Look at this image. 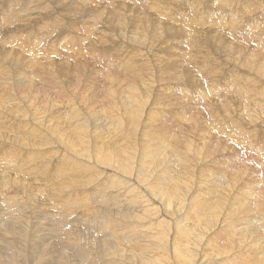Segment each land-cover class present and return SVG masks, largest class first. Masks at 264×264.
I'll return each instance as SVG.
<instances>
[{
	"label": "rangeland",
	"instance_id": "rangeland-1",
	"mask_svg": "<svg viewBox=\"0 0 264 264\" xmlns=\"http://www.w3.org/2000/svg\"><path fill=\"white\" fill-rule=\"evenodd\" d=\"M17 3L0 0V92L23 117L1 131L33 141L16 154L0 144V264H264V0H161L172 8L158 11L152 0ZM196 11L204 27L191 23ZM194 30L204 34L198 43ZM216 33L227 41H206ZM31 58L65 68L43 74ZM185 86L188 97L175 91ZM154 91L132 129L131 98ZM228 101L229 113L219 107ZM149 114L162 125H149Z\"/></svg>",
	"mask_w": 264,
	"mask_h": 264
},
{
	"label": "bare ground",
	"instance_id": "bare-ground-1",
	"mask_svg": "<svg viewBox=\"0 0 264 264\" xmlns=\"http://www.w3.org/2000/svg\"><path fill=\"white\" fill-rule=\"evenodd\" d=\"M15 1H18V0H14V2ZM160 1L161 0H152V4L151 3H149L151 6V9L153 10V11H158V9L160 8V7H162V9H163V7L164 6H166V8L167 9H169L170 7L172 8V6L171 5H159L160 4ZM175 1V0H174ZM177 2H178V0H177ZM28 3V2H27ZM148 3V2H147ZM17 4H20V0H19V3H17ZM218 5V4H217ZM10 6H11V4H10ZM9 6V7H10ZM12 6H13V4H12ZM15 6H17V5H15ZM19 6H21V5H19ZM145 6H147V5H145ZM238 7V6H237ZM245 7V6H244ZM12 8V7H11ZM223 8V7H222ZM46 9V8H45ZM206 9V8H205ZM243 9V8H242ZM9 10V9H8ZM171 10V9H170ZM11 12H12V10H10ZM178 11V10H177ZM177 11H175L174 12V14H173V18L174 19H176V17H177V15L175 14ZM180 11V10H179ZM209 11V10H208ZM216 11V10H215ZM237 11V10H236ZM15 11H13V14H15L14 13ZM181 12V11H180ZM18 13H19V11H18ZM21 13H23V11L21 12ZM167 13V17H168V15L170 14V13H168V12H166ZM165 13V14H166ZM196 13H199L198 11H196ZM201 13V12H200ZM198 14V17H197V19H196V21L193 23V22H191L193 25H200V26H202V27H204V24L203 23H205V22H207V19L204 21L203 20V18H204V16L202 15V14ZM216 13V12H215ZM242 13V12H241ZM10 14H12V13H10ZM17 14V13H16ZM20 14V13H19ZM188 14V13H187ZM194 14V13H193ZM207 14V13H206ZM244 14V13H243ZM248 14V13H247ZM159 15V14H158ZM162 15V14H161ZM186 15V14H185ZM184 15V16H185ZM209 15V14H208ZM216 15V14H215ZM214 15V16H215ZM236 15V14H235ZM238 15L240 16V14H239V12H238ZM165 16V15H164ZM15 17V16H14ZM145 17V19H148V18H150V16H144ZM160 17V16H159ZM166 17V18H167ZM182 17V16H181ZM191 17V16H190ZM189 17V18H190ZM195 17H196V15H195ZM195 17H193V18H195ZM211 17V16H210ZM18 18H20L19 16L17 17V18H15V19H18ZM184 18V17H183ZM185 18H187V16L185 17ZM184 18V19H185ZM211 18H213V17H211ZM225 18V17H224ZM234 18V17H233ZM11 19H13V18H11ZM23 19V18H22ZM53 19V18H52ZM221 19H222V17H221ZM235 19V18H234ZM237 20H238V18H236ZM240 19V18H239ZM209 20V19H208ZM242 20V19H241ZM44 21V20H43ZM163 21V20H162ZM223 22V24H224V27H226L227 25L226 24H230L228 21H222ZM225 22V23H224ZM231 22V21H230ZM232 22H234V21H232ZM231 22V23H232ZM240 22V21H239ZM238 22V23H239ZM12 23V22H11ZM15 23V22H14ZM17 23H19V21L17 22ZM164 23H166V20H164ZM170 23V22H169ZM234 25L236 24V23H233ZM233 24H231V25H233ZM151 25V24H150ZM177 26L179 25L180 26V24H176ZM175 25V26H176ZM206 25V24H205ZM239 25V24H238ZM9 26V25H8ZM44 26V25H43ZM211 26V25H210ZM216 26H217V24H216ZM48 27V26H47ZM163 28H164V26H162ZM172 27L173 26H171L170 24H169V26H167V28H168V31L169 30H171L172 29ZM248 27V26H247ZM44 28V27H43ZM157 28H159V29H162L161 28V26H159V27H157ZM203 29H205V28H203ZM44 30V29H43ZM42 30V31H43ZM51 30V29H50ZM213 30V29H212ZM39 31V30H38ZM162 31V30H161ZM164 31H166V30H164ZM205 31V30H204ZM244 31V30H243ZM43 32H45V31H43ZM188 32V31H187ZM190 32V31H189ZM188 32V34L190 35V38H191V40H193V41H195L196 43H198V41L201 39V38H203L204 37V34L203 33H199V32H197L196 30H194L193 31V33L192 32H190L189 33ZM41 33V32H40ZM47 33V32H46ZM212 33V32H211ZM244 33H246V31L244 32ZM243 33V34H244ZM216 35H217V38L216 39H214L212 36H210V35H208L209 37H207V39H206V41L207 42H209V41H215V42H217L218 44L219 43H225V41H227L226 39L227 38H224V35H223V33L222 34H220V33H216ZM16 36V35H15ZM38 36V35H37ZM40 36V35H39ZM157 36V35H156ZM148 36H144V38H143V40H146V39H148L147 38ZM158 37V36H157ZM18 38V37H17ZM43 38V37H42ZM20 39V38H19ZM40 40L39 39V37H37L34 41H36V40ZM71 39H73V38H71ZM12 40H14V39H12ZM65 40H67V38L65 39ZM157 40V39H156ZM23 41V40H22ZM21 41V42H22ZM32 41V40H31ZM56 41V40H55ZM61 41V40H60ZM12 42V41H11ZM37 42V41H36ZM35 42V43H36ZM202 42V41H201ZM232 42V41H231ZM14 43V42H13ZM13 43H12V45H13ZM65 43V42H64ZM89 43H91V41L89 42ZM53 44V43H52ZM72 44V43H71ZM92 44V43H91ZM14 45H16V44H14ZM19 45V44H18ZM54 45H55V43H54ZM231 45H232V43L230 44V46L229 47H231ZM21 46V45H20ZM23 46V45H22ZM56 46H59V45H56ZM31 47H34L35 49H36V46H34V44H31ZM44 47V46H43ZM145 47V46H144ZM146 47H147V45H146ZM13 48V47H12ZM38 48V47H37ZM151 48V47H150ZM220 48V47H219ZM11 49V48H10ZM29 50H30V48H28ZM41 49V48H40ZM48 49V48H47ZM50 49H52V48H50ZM226 49V48H225ZM14 51H16V50H19V49H13ZM12 51V50H11ZM26 51V50H25ZM39 51H41V50H39ZM38 51V52H39ZM49 51V50H48ZM227 51V50H226ZM21 53V51H18L17 53L16 52H12V56L13 57H15V58H17V59H19V60H27L22 54H20ZM28 53V52H27ZM227 53V52H226ZM44 54V53H43ZM146 54V53H145ZM26 55V54H25ZM37 56H39V55H37ZM145 56V55H144ZM131 57V56H130ZM146 58H147V56H145ZM29 58V57H28ZM37 58H39V57H37ZM35 59V58H31L32 59V63H33V60L35 61L34 62V66L35 65H37V66H39L40 67V70H41V72L43 73V74H45V73H49V74H57V76H59V70L61 69V68H65V67H61L60 68V65L57 63V62H55V63H53V64H51V65H49V64H45L44 65V63L43 64H41L40 63V61L38 60V59ZM110 58V57H109ZM127 58H129V57H127ZM30 59V60H31ZM41 59H42V57H41ZM126 59V58H125ZM29 60V61H30ZM36 60H38V61H36ZM43 60V59H42ZM47 60H52V58L49 56V58L47 59ZM149 60V59H148ZM150 61V60H149ZM161 61H162V59H160V58H157L156 59V62L157 63H153L154 61H152L151 62V66H153V67H156V66H158L160 63H161ZM126 62H127V59H126ZM193 62V61H192ZM195 62V61H194ZM31 63V62H30ZM262 64H264V61H262L261 62ZM104 65V64H103ZM76 66V65H75ZM108 66V65H107ZM111 66V65H110ZM264 65H262L261 67H263ZM81 67H82V69H75V72H74V75L76 76V78H81V73H82V71H83V69L85 68V65L84 64H82L81 65ZM72 69V68H71ZM128 69H130V68H128ZM81 72H80V71ZM72 71H74L73 69H72ZM91 72V71H90ZM166 71H164L163 72V77H167L168 75H170L169 74V72H166ZM156 73H158V72H156ZM155 73V74H156ZM216 74H217V72H215ZM180 75L181 74H179V79H180ZM43 76V75H42ZM172 76H175V74L173 73V75L171 74V77ZM143 77H147V75H141V73H140V75H138V79H137V81H141V79H143ZM188 77V76H187ZM33 77H29L28 79H32ZM35 78H37V77H35ZM59 78V77H58ZM73 78H74V76H73ZM186 78V77H185ZM192 78V77H191ZM175 79V78H174ZM29 80V81H30ZM32 80H34V78L32 79ZM177 80V79H176ZM176 80H174L175 82H176ZM182 80H183V78H182ZM181 80V82H183ZM195 80V79H194ZM218 81H219V79H217ZM173 81V82H174ZM162 83H163V81H162ZM192 83H193V79H192ZM183 84V83H182ZM185 84V83H184ZM190 84V83H189ZM174 85V84H173ZM177 85V84H176ZM193 85H196V84H193ZM169 86V85H168ZM167 86V87H168ZM194 87V86H193ZM212 87V86H211ZM213 88H215V87H213ZM222 88V87H221ZM228 88V87H227ZM199 89V88H198ZM208 89V88H207ZM207 89H200V90H197L196 89V91H198V92H205V93H207V92H209V90H207ZM215 89H217V88H215ZM215 89H213V91L212 90H210V94H206V96L207 97H211V96H214L212 93H211V91L212 92H214V90ZM207 90V91H206ZM228 90V89H227ZM175 91H180V94L182 93L183 94V96L184 97H188L189 95H190V92L191 93H193V91L192 90H189L186 86L182 89V88H180V89H177V90H175ZM216 91V90H215ZM220 91V90H219ZM197 92V93H198ZM0 93H2V95L0 96V97H2V96H8L7 98L5 97V98H2V101H0V118H5V121H3L4 122V124H1V121H0V144H5V145H9V147L11 148V153H13V154H16L18 151H21L22 153H23V149H26V148H29L30 146H31V142L33 141H31L30 139H26V140H24V139H22V138H17L16 136L15 137H12V139H9V138H6L5 136H4V133H5V131H1L2 129H4L5 127H4V125H7V124H9V122H10V120H9V117L11 118V119H15V120H21L22 119V117H23V114L19 111V110H17L16 112L15 111H8V108H6V105L7 104H5V102L8 100V102H9V104L11 105L13 102H14V99L12 100V96L9 94V92L8 91H5V92H0ZM220 93V92H219ZM230 93V92H229ZM155 94V91L153 92V93H150V96L148 97V98H141V97H139V98H131V100H138L139 101V103H138V105H136V106H134V107H132V108H130V112H129V114H130V117H129V120L131 121V125H132V129H134V130H137V129H139L140 128V123H139V121H138V117L140 116V115H142V114H140V113H142V112H140V113H138L139 112V110L138 109H141V108H143V109H148L149 108V103H150V99H151V97L153 96ZM227 94V93H226ZM218 95V94H217ZM71 96H73V94L71 95ZM179 96V95H178ZM182 96V97H183ZM220 96V95H219ZM218 97V96H217ZM78 98V97H77ZM181 98V97H180ZM212 98V97H211ZM38 100H39V98H37ZM36 99V100H37ZM74 99V97H72V99L71 100H73ZM204 99H206V97L204 98ZM203 99V100H204ZM210 99V98H209ZM217 99H219V98H217ZM75 100V99H74ZM51 101V100H50ZM53 101V100H52ZM214 101H217L216 99L214 100ZM37 102H41V100H39V101H37ZM44 102V101H43ZM43 102H41V104L43 103ZM212 102V101H211ZM205 103V102H204ZM210 103V102H209ZM140 104V105H139ZM232 102L231 101H228L226 104H223V105H219V107L220 108H222L223 110L222 111H225V110H227V112L229 113L230 112V108H231V106H232ZM237 104V103H236ZM10 105H8V106H10ZM152 105V104H151ZM56 106V105H55ZM167 106V105H166ZM169 106V105H168ZM205 106V105H204ZM31 108V107H30ZM126 108H128V106H126ZM125 108V109H126ZM151 108V107H150ZM216 108V107H215ZM240 108H242V106H241V104H240V106L238 107V109H240ZM244 108H246V107H244ZM247 108L252 112L253 111V108L252 107H250V106H247ZM32 109V108H31ZM37 109V108H36ZM142 109V110H143ZM166 109V108H165ZM190 108H188V110H189ZM217 109V108H216ZM258 110H260V105L258 106V108H257ZM12 110H15V109H12ZM35 110V109H34ZM150 110V109H149ZM169 110V109H168ZM196 110V109H195ZM220 110V109H219ZM233 110V109H232ZM258 110H256L257 112H258ZM264 110V109H263ZM38 111H40V109L38 110ZM143 111H145V110H143ZM153 111V110H152ZM163 111L165 112V114H167V112L163 109ZM213 111V110H212ZM218 111V110H217ZM127 112H128V110H127ZM185 112V111H184ZM187 112V111H186ZM188 112H190V111H188ZM201 112H202V110H201ZM5 113V114H4ZM150 113H151V111H150ZM153 113V112H152ZM173 113V112H172ZM176 113V112H175ZM179 113V112H178ZM239 113H240V111H239ZM34 114H35V112H34ZM154 114V113H153ZM151 115V114H149V121H150V119H151V117H154L155 118V116H156V114H154V115ZM185 114V113H184ZM233 114H235V115H238L237 114V110H235L234 111V113ZM258 114V113H257ZM261 114V113H260ZM30 115V114H29ZM168 115L170 116L171 115V112H169L168 113ZM172 115H174V114H172ZM180 115V114H179ZM178 115V116H179ZM181 115H183V114H181ZM213 115H215V114H213ZM218 115V114H217ZM199 116H200V118L203 116L202 114H199ZM216 116V115H215ZM37 117V116H36ZM140 117H142V116H140ZM139 117V118H140ZM186 116H184V118H185ZM240 117H241V115H240ZM41 118V117H40ZM39 118V119H40ZM162 118H164V117H162ZM171 118V117H170ZM38 119V118H37ZM53 119V118H52ZM160 119V118H159ZM190 119V118H189ZM222 119H224V118H222ZM225 119H227V118H225ZM28 120V119H27ZM57 120V119H56ZM55 120V121H56ZM128 120V121H129ZM176 120V119H175ZM221 120V119H220ZM228 120V119H227ZM226 120V121H227ZM28 121H30V120H28ZM45 121V120H44ZM43 120H42V122H44ZM160 121V120H159ZM191 121V120H190ZM225 120H222V123L224 122ZM230 121V120H229ZM41 122V121H40ZM52 121H50V123H51ZM53 122H54V120H53ZM60 122V121H59ZM220 122V121H219ZM232 123H237L236 121H231ZM231 122H228V124H230ZM28 123V122H27ZM44 123H46V121L44 122ZM142 123V122H141ZM157 123V119H155V120H152V121H150V124L149 125H151V124H153V125H155ZM23 124V123H22ZM41 124H43V123H41ZM157 124H159V122L157 123ZM161 125H162V123H160ZM159 124V125H160ZM174 124V123H173ZM27 125V124H26ZM50 125V124H49ZM52 125V124H51ZM221 125V124H220ZM222 125H224V124H222ZM231 125V124H230ZM17 126H18V124H17ZM43 126H45V125H43ZM164 126V125H163ZM46 127H47V125H46ZM45 127V128H46ZM50 127V126H49ZM54 127V126H53ZM162 127V126H161ZM197 128V127H196ZM207 128H209L210 130L209 131H215L214 130V128H210V127H207ZM206 128V129H207ZM217 128V127H216ZM26 129V128H25ZM25 129L23 130V131H25ZM192 129V128H191ZM5 130V129H4ZM20 130V129H19ZM27 130H29V129H27ZM26 130V131H27ZM36 129H34V131H35ZM49 130H51V131H54L53 129H49ZM22 131V130H21ZM34 131H32V132H34ZM43 131V130H42ZM180 131H183V130H180ZM193 131V130H192ZM196 131H198V130H196ZM229 131V130H228ZM240 131H241V129H240ZM264 131V130H263ZM30 132V131H29ZM31 132V133H32ZM37 132V131H36ZM193 132H195V131H193ZM10 133V132H9ZM23 133V132H22ZM49 133V132H48ZM143 133V132H142ZM183 133V132H182ZM191 133V132H190ZM28 135H29V133H27ZM34 134H37V133H35L34 132ZM183 134H187V133H183ZM219 134V133H218ZM15 135V134H14ZM18 135V134H17ZM32 135V134H31ZM146 135V134H145ZM216 135V134H215ZM23 136V135H22ZM26 136V135H25ZM43 136V135H42ZM48 136V135H47ZM190 136V135H189ZM246 136V135H245ZM27 137V136H26ZM30 137V136H29ZM201 137V136H200ZM217 137V136H216ZM250 137V136H249ZM248 137V138H249ZM28 138V137H27ZM33 139H34V137H32ZM45 137H42V139H44ZM48 138V137H47ZM46 138V139H47ZM49 139H51V138H49ZM185 138H183V140H184ZM193 139V138H192ZM246 140V139H245ZM177 141H179V139H177ZM253 141H254V139H253ZM3 142V143H2ZM182 142H184V141H182ZM50 143H53V142H50ZM186 143V142H185ZM188 143V142H187ZM195 143V142H194ZM194 143L192 144H184V146H187V147H185V148H187V151L189 152V155L188 156H192L191 158H192V160H190L191 162H193V163H195V165L197 164V155H198V151H196L195 149H194V147H195V145H194ZM42 144H46V146L48 145L46 142L45 143H42ZM178 144H180V142L178 143ZM253 144V143H252ZM50 145V144H49ZM193 145H194V147H193ZM200 145V144H199ZM204 145V144H203ZM180 146H182V144L180 145ZM258 146V145H257ZM157 147H159V145L157 146ZM206 147V146H205ZM259 147V146H258ZM49 148H51L50 146H49ZM9 149V148H8ZM198 149V148H197ZM203 150V149H202ZM8 151V150H7ZM25 151V150H24ZM42 151H45V150H42ZM208 152H210V150L208 149V150H205L204 151V154H202V153H200V155L199 156H206L207 155V153ZM10 154V153H9ZM190 154H193V155H190ZM34 155V154H33ZM13 156V155H12ZM19 156V155H18ZM24 156H25V154H24ZM188 156H185L186 158H188ZM9 157H10V155H9ZM19 158H24V157H22V155H21V157L19 156ZM26 158V157H25ZM29 158V157H28ZM39 158H41V157H37L36 159H39ZM204 158V157H203ZM16 159H18V157L16 158ZM27 159V158H26ZM33 159V158H32ZM34 159H35V157H34ZM43 159V158H42ZM1 160H3L4 161V159L2 158ZM14 161H16L17 162V160H15V159H13ZM20 159H18V161H19ZM257 160V159H256ZM36 161V160H35ZM41 161V160H40ZM39 161V162H40ZM20 162H24V161H20ZM26 162V161H25ZM32 162H34V161H31V164H33ZM184 162H185V160H184ZM12 163V162H11ZM15 163V162H14ZM18 163V162H17ZM27 163V162H26ZM36 163V162H35ZM41 163V162H40ZM19 164H21V163H19ZM186 165L188 164V162L186 161V163H185ZM18 165V164H17ZM24 166H28V165H24ZM31 166V165H30ZM34 166H36V165H34ZM33 165H32V167H34ZM37 166H39V165H37ZM61 166V165H60ZM16 167V166H15ZM15 167H13V169L15 168ZM19 167H21V165L19 166ZM188 167H189V165H188ZM251 167V166H250ZM4 168H6L7 169V167H4ZM22 168V167H21ZM25 168V167H24ZM24 168H22L23 170V172H24V174H27V173H25V171L26 170H28V169H26V170H24ZM29 168V167H28ZM36 168V167H35ZM38 168H41V167H38ZM43 168H44V166H43ZM64 168V167H63ZM246 168H248V167H246ZM2 169V168H1ZM13 169H10L9 170V172L11 171V170H13ZM30 169V168H29ZM37 169V168H36ZM77 169V168H76ZM14 170H16V169H14ZM21 170V169H20ZM19 170V171H20ZM30 170H33V169H30ZM39 170V169H38ZM60 170H62V169H60ZM65 170V169H64ZM245 170V169H244ZM17 171V170H16ZM19 171H17L16 173H21V172H19ZM42 171V169H40V171H37V172H41ZM29 172H31V171H29ZM32 172H36V171H32ZM241 171H238V172H236V173H234L235 175L234 176H232L231 178H230V180L226 183L227 184V189L229 188V187H231L232 185H233V183L235 182V180L236 179H238V178H240L241 179V176H243L244 174L241 172ZM244 172V171H243ZM12 173H13V171H12ZM15 173V174H16ZM61 174H63V173H61ZM246 176V175H245ZM190 178H192L191 176H189ZM189 178V179H190ZM243 179V178H242ZM238 181V180H237ZM249 186V185H248ZM253 186H254V184H253ZM251 189V188H250ZM248 191V190H247ZM253 192V191H252ZM257 193V192H256ZM242 194V193H241ZM246 194H247V192H246ZM250 194V193H249ZM262 194V193H261ZM255 196V195H254ZM257 196V195H256ZM262 196V195H261ZM264 196V195H263ZM249 197V196H248ZM257 197H259V196H257ZM254 199H256V198H254ZM260 199H261V197H260ZM251 200V199H250ZM235 202H236V200H235ZM261 201H258V203H260ZM263 202V201H262ZM247 203V202H246ZM262 204H264V203H262ZM261 204V205H262ZM244 205V204H243ZM246 205V204H245ZM259 205V204H258ZM248 206V205H247ZM243 208H244V206H242ZM250 207V206H249ZM262 209V208H261ZM264 209V208H263ZM249 210H250V208H249ZM242 211H244V210H242ZM264 210H262V212H263ZM171 222V221H170ZM173 222V221H172ZM256 244V243H255ZM254 244V245H255ZM257 244H258V242H257ZM253 245V246H254ZM252 246V245H251ZM257 246V245H256ZM263 246H264V244H263ZM257 247H259V246H257ZM250 248H252V247H250ZM177 249V248H176ZM177 251H178V256L179 255H185V254H183L182 252H180L178 249H177ZM253 256V255H252ZM255 256H257L258 257V255H254L253 257H255ZM259 256H261L263 259H264V251L262 252V253H260V255ZM185 257H187V256H185ZM68 258H70V256H67L66 257V259H68ZM181 258H183L184 259V257L183 256H181ZM241 259V258H240ZM245 262V261H244ZM238 263V262H237ZM243 264H250V263H248V261H247V263H243ZM252 264H253V262H252Z\"/></svg>",
	"mask_w": 264,
	"mask_h": 264
}]
</instances>
